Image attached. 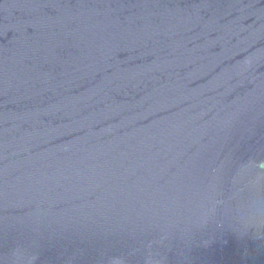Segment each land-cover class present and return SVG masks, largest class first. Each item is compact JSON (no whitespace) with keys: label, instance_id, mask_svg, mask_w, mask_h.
Segmentation results:
<instances>
[{"label":"water","instance_id":"obj_1","mask_svg":"<svg viewBox=\"0 0 264 264\" xmlns=\"http://www.w3.org/2000/svg\"><path fill=\"white\" fill-rule=\"evenodd\" d=\"M0 264H264V0H0Z\"/></svg>","mask_w":264,"mask_h":264}]
</instances>
